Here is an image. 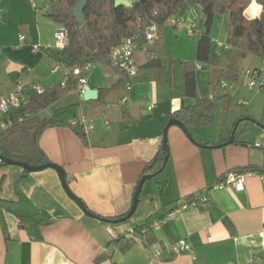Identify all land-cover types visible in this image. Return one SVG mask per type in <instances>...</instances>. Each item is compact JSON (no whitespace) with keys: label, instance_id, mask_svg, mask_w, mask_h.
<instances>
[{"label":"crops","instance_id":"crops-1","mask_svg":"<svg viewBox=\"0 0 264 264\" xmlns=\"http://www.w3.org/2000/svg\"><path fill=\"white\" fill-rule=\"evenodd\" d=\"M0 6V95L18 80L44 87L62 83L68 62L57 61L47 48L62 28L46 16L51 0H0ZM262 6L253 0L246 16L261 17ZM178 21L205 30L201 5L184 3L162 28L161 43L138 47L139 72L128 91L118 85L100 98V89L112 86L117 75L103 63L84 64L87 85L99 90L98 97L83 100L77 86L44 109L39 116L57 123L40 133L39 144L64 167L70 189L87 209L105 218L129 212L146 166L162 148L168 120L197 98H216L213 120L188 127L199 143L212 147L170 126L166 166L144 184L135 214L117 223L87 215L53 168L24 176L21 166H1L0 199L9 204L0 206V264H264V149L254 146L264 142V128L243 121L234 142L218 146L239 118L264 123V89L246 84V71L264 69V58L220 46L229 44V24L224 43L217 41L213 22L210 59L202 69L195 66L196 97L185 95V63L197 62V41L184 36L186 27ZM154 59L159 64H151ZM83 115L93 124L90 130L74 124ZM78 125L86 141L75 131ZM244 169L251 173L241 191L212 188L226 172ZM193 194L209 202L164 219ZM181 239L193 245L194 255L172 250Z\"/></svg>","mask_w":264,"mask_h":264},{"label":"trees","instance_id":"trees-1","mask_svg":"<svg viewBox=\"0 0 264 264\" xmlns=\"http://www.w3.org/2000/svg\"><path fill=\"white\" fill-rule=\"evenodd\" d=\"M78 0H51V6L46 16L60 24L68 35V44L62 50H51L57 61L66 60L69 66L78 65L81 73L72 75L66 83L48 85L42 93L31 92L29 99L21 107L14 110L12 117L15 122L0 134V153L12 158L39 165L50 162L48 156L40 147L39 135L48 126L57 123L53 118H41L40 113L48 106L55 103L61 96L77 89L79 77L85 74L83 67L86 63H103L110 66L117 75V81L108 88L100 89V98L118 85H123L127 74L119 67L114 66L108 58L109 52L118 46L127 37L137 32L142 34V28L137 19L155 22L158 26L159 39L149 42L144 35L139 39L140 45L146 43H161L162 28L166 21L179 13L184 3L192 6L199 4L205 17V30L200 32L197 40V62L187 61L185 73V95L196 97L197 63L208 62L211 56L212 39L210 29L216 15L229 12V43L248 55L264 58V11L261 17L248 18L246 9L253 0H134L132 7L115 6V0H88L85 8L86 25L77 22L73 8ZM264 7V0H257ZM151 64H159V59H154ZM161 64V61H160ZM229 78L231 75L225 74ZM236 81L235 77L231 80ZM228 95V94H225ZM213 98H197L196 103L187 108H181L172 114V117L182 120L187 127L192 124H208L213 120L215 105ZM19 118H23L22 121ZM241 123L238 128H240ZM77 134L86 141V134L81 125L74 127ZM236 135H238V131ZM237 137V136H236ZM254 146L262 148V146ZM165 152L160 148L146 166V174L156 172L162 167ZM6 164L1 162V166ZM246 170V169H244ZM30 173L24 169V176ZM144 175V174H143ZM201 196L188 195L187 202H201ZM9 204L0 199V206Z\"/></svg>","mask_w":264,"mask_h":264},{"label":"built area","instance_id":"built-area-1","mask_svg":"<svg viewBox=\"0 0 264 264\" xmlns=\"http://www.w3.org/2000/svg\"><path fill=\"white\" fill-rule=\"evenodd\" d=\"M2 18V8L0 6V23ZM137 23L142 28V34L137 32L136 34L127 37L123 40L121 44L115 46L109 52L108 58L111 63L121 68L127 74V80L125 82V89L128 91L133 83L134 78L138 75L139 72V64L136 57V52L138 47L140 46L139 39L142 35L146 37L149 42H153L159 39L158 34V26L155 22H147L143 21L141 18L137 19ZM179 26H185L187 30V34L194 36L199 34L200 32L194 25H185L183 22H179ZM55 42L52 44H48L47 48L50 50H62L68 44V35L64 28H61L56 32ZM21 39H25V36H21ZM220 46L224 48H230L231 44H220ZM33 48L38 49L39 46L33 44ZM199 69L203 68V63L196 64ZM89 65H85V69ZM60 67V64H57L55 70ZM81 73V67L78 65L67 66L66 73L62 85L66 83L68 78L72 75H79ZM246 84L249 88H258L264 89V69H253L246 71ZM87 78L85 74L79 77L78 83V91L83 94L86 89H88ZM45 90V87L38 83H26L23 80H18L13 85L11 91L5 95H0V134L6 130L8 127L13 125L15 122L14 117H12V113L14 110L21 107L24 103H26L29 99L31 92L42 93ZM23 119V118H22ZM21 118L19 120L22 121ZM74 124H81L86 126L89 130L93 128V124L91 123L90 118L87 115H83L79 120L74 121ZM257 146H262L264 149V142L262 144H256ZM250 170H238V171H230L226 172V174L216 183L213 184L212 188L219 189L226 187L228 185H233L236 189L240 190L245 186V180L248 174H250ZM201 202H206L208 200V196L203 195L199 197ZM194 204L198 205V202H185L181 206H178L174 209H171L165 216L164 219H169L175 212H179L182 209L187 208L189 205ZM161 220L154 221L151 226H158L162 223ZM172 250L175 252H186L194 255V247L188 242L186 239H181L177 241L173 246ZM158 254V253H157ZM156 254V255H157Z\"/></svg>","mask_w":264,"mask_h":264},{"label":"water","instance_id":"water-1","mask_svg":"<svg viewBox=\"0 0 264 264\" xmlns=\"http://www.w3.org/2000/svg\"><path fill=\"white\" fill-rule=\"evenodd\" d=\"M87 1L88 0H78L77 3L75 4L74 8H73V14H74L75 18L77 19V22L82 26L86 25V23H87L86 18H85V14H84L85 8L87 5ZM142 1H144V0H142ZM114 3H115L116 7H118V6L132 7L134 4V0H115ZM98 95H99L98 89L88 88L82 94V99L83 100H92V99H96L98 97ZM243 121H252V122L258 124L259 126H261L262 128H264V123L260 122L257 119H254L251 117L239 118L235 122L229 138L226 141H224L223 143L219 144L218 146L221 147V146H225V144L228 145V144L233 143L235 140V137H236L238 126ZM172 125H178L179 127H181L185 131L187 136L196 144H199L200 146H203V147H212L209 145H203V144L199 143L194 138L193 134L190 132L189 128L185 125V123L182 120L175 118V117L170 118L168 120L165 128H164V140H163V144L161 145L164 152H165L162 167L159 169V171L157 170L156 172L149 173V174L145 173L140 178V180L136 186L135 192H134L133 203H132V206H131L129 212L127 214H124V216L119 217V218L100 217L96 213L88 210L87 207L85 206V204L82 203L83 201L78 196H76L72 192V190L70 189V187L67 183L66 171H65L64 167L59 165V164H56V163L50 161V162H47L44 164L34 165V164H30L28 162H24V161H20V160H14L12 158H9V157L3 155L2 153H0V163L3 162L6 165L21 166L23 169H25L29 172L40 171V170H43L46 168H53L54 170H56L58 172L60 179L62 181L64 190H66L67 194L81 207V209L87 215L100 218L101 220L106 221V222H113V223L122 222V221H125V220H128L129 218H131L133 216V214L136 212L139 201H140V194L142 192V188H143L144 184L146 183V181L153 179L156 175L159 174V172H162L164 167L166 166L168 159H169V156H170L167 131H168L169 127Z\"/></svg>","mask_w":264,"mask_h":264},{"label":"rangeland","instance_id":"rangeland-1","mask_svg":"<svg viewBox=\"0 0 264 264\" xmlns=\"http://www.w3.org/2000/svg\"><path fill=\"white\" fill-rule=\"evenodd\" d=\"M218 18V19H217ZM222 19V21H220V23H219V20L220 19ZM217 20V21H216ZM168 21V20H167ZM166 21V22H167ZM213 22H216V25H213L214 27V30H215V34H220L221 35V38L219 39V40H217V41H221V42H224V43H226L227 41H225L224 40V34H225V32H226V29H227V27H228V24H229V12L228 11H226V12H224V13H221V14H218V15H216V17L214 18V21ZM221 22H222V25H221ZM200 23V25H202V22L200 21L199 22ZM166 24V23H165ZM199 25V24H198ZM185 31V33L186 34H184V36L185 37H187L188 39H191V40H193L194 42H196L197 41V37H194V36H191V35H188L187 34V30L185 29L184 30ZM175 34H176V30H175ZM172 48V49H171ZM171 50L170 51H172V50H174V47H172L171 46ZM224 51V50H223ZM222 51V52H223ZM218 52V51H217ZM219 53V52H218ZM220 54V53H219ZM223 55V57H224V59L226 58V54L225 53H222ZM243 67H245L244 65H243ZM242 71H243V69L242 68H240ZM209 70V67L207 68V69H205L204 71H202V72H200V74L201 73H203V74H205L207 71ZM200 74H198V76H200ZM159 175H157L156 177L157 178H159L158 177ZM135 214V213H134Z\"/></svg>","mask_w":264,"mask_h":264}]
</instances>
